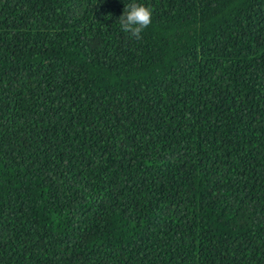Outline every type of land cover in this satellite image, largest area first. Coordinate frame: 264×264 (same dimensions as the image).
I'll return each instance as SVG.
<instances>
[{
    "label": "trees",
    "instance_id": "1",
    "mask_svg": "<svg viewBox=\"0 0 264 264\" xmlns=\"http://www.w3.org/2000/svg\"><path fill=\"white\" fill-rule=\"evenodd\" d=\"M0 264H264V0H0Z\"/></svg>",
    "mask_w": 264,
    "mask_h": 264
},
{
    "label": "clouds",
    "instance_id": "2",
    "mask_svg": "<svg viewBox=\"0 0 264 264\" xmlns=\"http://www.w3.org/2000/svg\"><path fill=\"white\" fill-rule=\"evenodd\" d=\"M121 30L137 40L141 33L152 23V9L139 3H129L118 18Z\"/></svg>",
    "mask_w": 264,
    "mask_h": 264
}]
</instances>
